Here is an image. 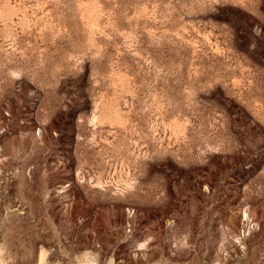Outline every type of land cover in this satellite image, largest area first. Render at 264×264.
I'll return each instance as SVG.
<instances>
[{"label": "rangeland", "instance_id": "rangeland-1", "mask_svg": "<svg viewBox=\"0 0 264 264\" xmlns=\"http://www.w3.org/2000/svg\"><path fill=\"white\" fill-rule=\"evenodd\" d=\"M0 264H264V0H0Z\"/></svg>", "mask_w": 264, "mask_h": 264}]
</instances>
